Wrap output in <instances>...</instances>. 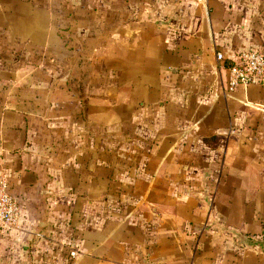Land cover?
I'll use <instances>...</instances> for the list:
<instances>
[{"label":"crops","instance_id":"1","mask_svg":"<svg viewBox=\"0 0 264 264\" xmlns=\"http://www.w3.org/2000/svg\"><path fill=\"white\" fill-rule=\"evenodd\" d=\"M63 1L0 0V180L22 211L0 264H264V84L226 88L264 53V0H107L120 87L97 126L86 89L13 52Z\"/></svg>","mask_w":264,"mask_h":264},{"label":"rangeland","instance_id":"2","mask_svg":"<svg viewBox=\"0 0 264 264\" xmlns=\"http://www.w3.org/2000/svg\"><path fill=\"white\" fill-rule=\"evenodd\" d=\"M106 1H63L66 2L63 11L67 14L52 17L54 25L60 27L57 31L46 35L35 33L31 47L28 51L25 49V53L20 47L13 50L15 56L24 54V57H28L32 69L36 68L39 62L45 65L47 72L55 77L56 86L68 87L71 83L70 85L79 89H86L88 95H82L85 100L83 103H86L88 97L89 103H93L89 119L95 120L96 126L106 120V116L114 114L111 110L118 103L120 87L119 35L117 32H109L110 27H106V24L113 23L114 16H117L115 8H118L119 4L114 1L109 8ZM3 39V36H0V40ZM43 41L47 42L46 47H38ZM2 55H7V60L14 57L12 52L8 53L7 50ZM108 75H111L110 78H107ZM66 82L68 84L64 85ZM101 133L96 130L95 134L101 136ZM117 134H105L112 141L114 148L119 147Z\"/></svg>","mask_w":264,"mask_h":264},{"label":"built area","instance_id":"3","mask_svg":"<svg viewBox=\"0 0 264 264\" xmlns=\"http://www.w3.org/2000/svg\"><path fill=\"white\" fill-rule=\"evenodd\" d=\"M223 61L221 53L216 55ZM264 84V53L255 50L239 52L228 67L226 88L233 91L239 86H259ZM22 217L18 199L11 194L8 184L0 180V230L17 229Z\"/></svg>","mask_w":264,"mask_h":264}]
</instances>
